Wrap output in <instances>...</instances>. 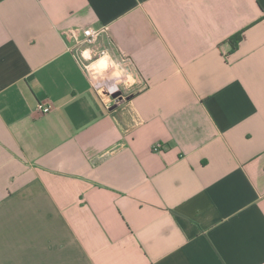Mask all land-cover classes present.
Here are the masks:
<instances>
[{
  "label": "crops",
  "instance_id": "0c3cea01",
  "mask_svg": "<svg viewBox=\"0 0 264 264\" xmlns=\"http://www.w3.org/2000/svg\"><path fill=\"white\" fill-rule=\"evenodd\" d=\"M0 264H264V0H0Z\"/></svg>",
  "mask_w": 264,
  "mask_h": 264
},
{
  "label": "built area",
  "instance_id": "2783aa9c",
  "mask_svg": "<svg viewBox=\"0 0 264 264\" xmlns=\"http://www.w3.org/2000/svg\"><path fill=\"white\" fill-rule=\"evenodd\" d=\"M107 33V27H98L92 28L88 27L83 29L81 32V39L77 37L76 32H72L69 35V40L74 43V45H79L86 43L91 46V55L93 57H103L106 54L105 49L99 46V40L103 36V34ZM39 110L43 113H48L50 111V107L39 105ZM159 145L154 147L155 151H158Z\"/></svg>",
  "mask_w": 264,
  "mask_h": 264
},
{
  "label": "rangeland",
  "instance_id": "374dc122",
  "mask_svg": "<svg viewBox=\"0 0 264 264\" xmlns=\"http://www.w3.org/2000/svg\"><path fill=\"white\" fill-rule=\"evenodd\" d=\"M106 67V62H101L99 63L98 65V69H101V68H104ZM105 74H103V76H100L98 79L99 80V85L102 86L104 85V81H112V77H116L117 80L119 83L117 84V86H115V89L113 91H120L121 92V95L122 96H125V87L128 85V84H131L132 83V78L130 76H124L125 73H123L122 71H118V70H115V71H112V75L110 76H106L107 72H104ZM101 75V74H100ZM97 79V80H98ZM113 83V82H112Z\"/></svg>",
  "mask_w": 264,
  "mask_h": 264
},
{
  "label": "trees",
  "instance_id": "16d2710c",
  "mask_svg": "<svg viewBox=\"0 0 264 264\" xmlns=\"http://www.w3.org/2000/svg\"><path fill=\"white\" fill-rule=\"evenodd\" d=\"M240 41V36L236 35L233 38L230 39V44H231V48L232 50H235L237 48V45Z\"/></svg>",
  "mask_w": 264,
  "mask_h": 264
},
{
  "label": "water",
  "instance_id": "95a60500",
  "mask_svg": "<svg viewBox=\"0 0 264 264\" xmlns=\"http://www.w3.org/2000/svg\"><path fill=\"white\" fill-rule=\"evenodd\" d=\"M112 97L114 98V99H117V101H120V100H122V95H121V92L120 91H114L112 94ZM117 105L118 104H115L113 107H112V109H114V108H116L117 107Z\"/></svg>",
  "mask_w": 264,
  "mask_h": 264
}]
</instances>
